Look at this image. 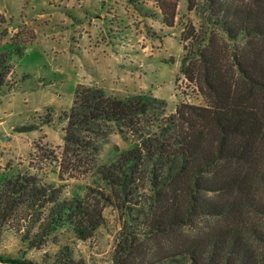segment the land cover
<instances>
[{
	"label": "trees",
	"instance_id": "16d2710c",
	"mask_svg": "<svg viewBox=\"0 0 264 264\" xmlns=\"http://www.w3.org/2000/svg\"><path fill=\"white\" fill-rule=\"evenodd\" d=\"M185 1L197 22L179 35V75L204 105L180 102L166 114L165 101L148 93L118 97L76 85L59 117V175L89 172L113 131L130 149L97 167L95 204L62 199L60 187L28 172L6 178L0 232L14 231L29 250L63 228L85 241L103 224L107 203L140 228L119 246L134 252L127 242L138 235L150 247L139 264H260L264 229L253 220H264V0ZM175 7V0L159 5L168 27ZM9 58L0 56V88H11Z\"/></svg>",
	"mask_w": 264,
	"mask_h": 264
},
{
	"label": "rangeland",
	"instance_id": "374dc122",
	"mask_svg": "<svg viewBox=\"0 0 264 264\" xmlns=\"http://www.w3.org/2000/svg\"><path fill=\"white\" fill-rule=\"evenodd\" d=\"M164 1L174 0H0V56H10L13 73L7 80L11 88H0V183L28 172L60 187L62 199L86 197L94 203V191L102 187L97 167L130 145L113 131L89 172L59 175L64 127L59 117L70 107L78 84L118 97L151 94L165 101L166 114L180 102L204 105L195 87L179 75L178 38L185 25L196 24V13L187 11L185 0H175L168 27L159 8ZM148 192L145 186L142 194ZM101 206L103 224L85 241L63 228L41 249L29 250L14 231L3 229L0 259L6 262L0 264L15 259L32 264L141 263L140 252L150 247L138 235L127 242L136 247L134 252L119 246L125 232L139 233L140 228L127 223L118 208ZM253 221L264 229V220ZM257 254L264 264V249Z\"/></svg>",
	"mask_w": 264,
	"mask_h": 264
}]
</instances>
